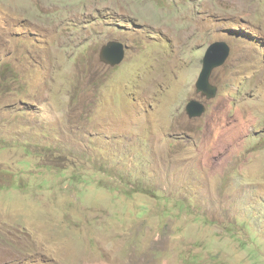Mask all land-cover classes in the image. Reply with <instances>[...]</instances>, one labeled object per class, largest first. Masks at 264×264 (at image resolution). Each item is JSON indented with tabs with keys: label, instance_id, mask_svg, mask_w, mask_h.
<instances>
[{
	"label": "rangeland",
	"instance_id": "rangeland-1",
	"mask_svg": "<svg viewBox=\"0 0 264 264\" xmlns=\"http://www.w3.org/2000/svg\"><path fill=\"white\" fill-rule=\"evenodd\" d=\"M0 264H264V0H0Z\"/></svg>",
	"mask_w": 264,
	"mask_h": 264
},
{
	"label": "water",
	"instance_id": "water-1",
	"mask_svg": "<svg viewBox=\"0 0 264 264\" xmlns=\"http://www.w3.org/2000/svg\"><path fill=\"white\" fill-rule=\"evenodd\" d=\"M231 55V47L226 42H217L211 45L203 59V70L197 82V93L209 100L217 96L218 88L210 83L215 69L223 67ZM126 56L125 46L122 43L111 42L104 46L100 53L102 63L116 67L123 63ZM206 107L197 101H191L186 112L189 118L202 117L206 113Z\"/></svg>",
	"mask_w": 264,
	"mask_h": 264
},
{
	"label": "clouds",
	"instance_id": "clouds-1",
	"mask_svg": "<svg viewBox=\"0 0 264 264\" xmlns=\"http://www.w3.org/2000/svg\"><path fill=\"white\" fill-rule=\"evenodd\" d=\"M110 43H111V42H110ZM118 43H119V42H118ZM108 44H109V43H108ZM108 44H107V45H108ZM123 45H124V44H123ZM105 46H106V45H105ZM124 46H125V45H124ZM229 46H230V44H229ZM209 47H210V46H209ZM230 47H231V46H230ZM125 50H126V46H125ZM126 53H127V51H126ZM204 57H205V56H204ZM125 58H126V56H125ZM100 61H101V60H100ZM123 62H124V61H123ZM111 67H112V66H111ZM220 68H221V67H220ZM217 69H218V68H217ZM4 79H5V83H4L5 87H6V86H10V81H12V82H14L15 84H17V82H18V75H17V73H15V72L9 71V72H7V74L4 75ZM210 83H211V80H210ZM211 85H212V86H215V85H213L212 83H211ZM196 86H197V84H196ZM215 87H217V86H215ZM217 88H218V87H217ZM196 89H197V87H196ZM218 93H219V88H218ZM218 93H217V96H216L215 98L210 99V100H209L206 96L203 97V96H201V94H198V93H197V94L200 95V97L202 98V100H206L207 102H211V101L215 100V99L218 97V95H219ZM202 100H192V101L200 102V103L203 104V105L206 107V109L208 110V106H207V104H206L205 102H203ZM190 102H191V101H190ZM190 102H189V103H190ZM189 103H188V104H189ZM187 106H188V105H187ZM187 106H186V108H187ZM185 110H186V109H185ZM206 113H207V111H206ZM206 113H205V114H206ZM186 114H187V112H186ZM205 114H204V115H205ZM204 115H203V116H204ZM187 116H188V115H187ZM203 116H202V117H203ZM199 118H201V117H198V119H199ZM24 148H25V149H28L27 146H24ZM9 174L14 175V174H12V173H9ZM14 180H15V179H14Z\"/></svg>",
	"mask_w": 264,
	"mask_h": 264
},
{
	"label": "trees",
	"instance_id": "trees-1",
	"mask_svg": "<svg viewBox=\"0 0 264 264\" xmlns=\"http://www.w3.org/2000/svg\"><path fill=\"white\" fill-rule=\"evenodd\" d=\"M11 176H13L14 177V179H15V181H16V179H17V176H15V175H11ZM13 181V180H12ZM14 182V181H13Z\"/></svg>",
	"mask_w": 264,
	"mask_h": 264
}]
</instances>
